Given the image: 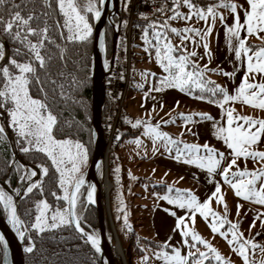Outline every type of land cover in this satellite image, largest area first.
Returning a JSON list of instances; mask_svg holds the SVG:
<instances>
[{
  "label": "snow or ice",
  "instance_id": "obj_1",
  "mask_svg": "<svg viewBox=\"0 0 264 264\" xmlns=\"http://www.w3.org/2000/svg\"><path fill=\"white\" fill-rule=\"evenodd\" d=\"M31 2L33 7L28 11L27 15H22L21 11H12V8L18 9L20 5L12 4L9 9L8 19L5 21L0 16V34L7 36L11 41L21 45V47L13 49V55L8 57V63H0V109L7 112V127L12 128L16 134V143L20 146V151L24 153L36 152L43 154L42 162L36 165V170L24 167L23 173L20 174L21 181H27L26 186L13 189V192H23L27 198L34 190H38L41 197L44 196V181L49 177L50 169H54L52 173V182L58 186L63 192V196H59L57 191H52L51 195L57 200L63 199L64 206L59 205L52 209L46 199L40 198L34 201L35 216L34 220L28 222L30 229L37 233L43 232L45 229H57L60 226H73L75 231L86 237L87 242L91 245L94 253L101 252L100 236L93 232H85L81 226V216L77 212L78 191L81 185L85 183L82 169L88 162V149L79 139H73L68 135H64L61 131L60 137L57 136L58 117L51 109L47 99L45 88L46 80H51L48 73V63L53 59L51 48L59 50V59H64L65 48L57 41V37L50 33L53 28L59 33V40L66 43L78 42L86 43L92 34L93 28L89 22V14L91 19L95 20L101 17V9L105 6V0H27ZM183 5L189 11L182 14L178 11L179 0H173L171 5V16H167L163 21L150 20L144 27L142 39L144 40L145 51L150 48L155 50L156 63L163 70V75L156 78L155 73H141V75H151L155 78V83L149 91H163L166 88H175L181 92L193 95V90L198 89L200 95L196 99L208 100L210 103L218 104L221 108V115H227L226 124L219 126L217 122H213L212 127L215 130L213 135L218 139H222L228 149L231 150L232 159L228 161L223 170H220L221 161L225 159L224 152H218L217 149L209 146L207 143L192 144L184 143L179 139H174L167 132L159 129V124H168L169 120L157 121L151 124V115L147 119L138 118L131 123L133 127L143 126V135L150 136L155 149L158 140L164 141L165 149H169L175 145L182 144V147H176V160L184 159L187 164L196 165L202 170H206L209 183H214L215 188L211 195L203 202L188 189H176L175 195L170 194L172 185H168L169 192L160 199L166 201L169 205L178 207L183 210V215H176L175 211H171L170 215L176 217L175 230H180L182 237V246H186L188 251L181 252L180 247H172L171 253L164 251V248L171 247L167 241L162 246H158V250L154 253L155 258L160 259L164 264H205L211 258V261L217 264H232L231 261L225 259L209 240L204 239L194 229L189 227L185 217L195 222V216L198 213L208 223L207 226L211 232L219 234L226 240V243L234 252L242 259L243 264H264V260L257 262L255 259L249 258V248L255 251L257 248L264 252V245H258L252 238H244L243 234L238 230V223L227 220V205L225 204V214L220 215L213 211L210 207V201L215 198L217 203H224V197L221 195V184L214 179L215 175H219L225 183L230 184L236 197L246 201H252L264 206V151L254 150L252 146L261 140L264 134V119L254 118L251 116L236 115L233 108L225 109V103L228 101H240L243 104L253 106L264 110V82H249V73H259L264 76V46H257L251 51L252 46L245 43L247 35L241 37L240 30L244 29L247 34L259 35L260 31H264V0H247L248 8L245 9L243 23L240 22L238 15H234L233 23L225 27V36L229 47H232V38H235L236 45L234 48L237 60H240L243 53L247 61V68L244 72L239 86L234 90V94L220 85H214L212 81L204 79V73L208 70L207 66H201L195 61H190L189 57L195 56V52L181 51L179 55H173L178 49H183V44L175 46L171 43L168 33L180 36L181 41L193 40L199 37L205 41L203 48L205 54H209V44L206 37L212 31V25H207L206 30L185 26L184 28L171 27L168 24L169 19H185L189 20L195 15L199 19L207 20L209 16L215 20L217 7L230 9L236 14L237 5L234 0H218L216 4H210L205 8L198 7L192 0H182ZM9 3V0H0V7ZM39 4L40 10L36 7ZM128 0H124V8L127 9ZM166 5H161L156 9L163 14ZM57 13L62 18V23L58 19L54 26L49 25V11ZM140 16H145L140 13ZM223 22V16L221 15ZM43 19V26L37 23L33 26V21ZM246 26V28H245ZM151 29V35L155 43L149 44L148 31ZM66 31V35H65ZM35 37V40L30 39ZM104 47L103 42L101 48ZM251 51V55L249 52ZM5 46L0 40V62L5 57ZM16 56L24 57L16 59ZM107 66V61H105ZM43 73L44 79L41 78ZM225 75H234V73H224ZM62 75V73H61ZM123 79V75L120 77ZM54 84L55 81H52ZM73 85L82 86L85 81H77L73 77ZM38 86L36 96L31 94V89ZM207 92L210 95H205ZM219 93L222 98H217ZM63 94V93H62ZM148 93H145L147 96ZM178 103V102H177ZM161 107L163 104L161 103ZM2 114V113H0ZM181 120L188 124L192 122V116H199L203 119H212L207 113H179ZM241 121L243 123H235ZM5 126H0V140H3ZM116 139H120L117 133ZM135 143L140 144L139 137L135 138ZM203 149L204 154H199ZM239 157H252L262 161L258 169L249 170L247 167L241 169L238 166L235 171H230L236 165V159ZM50 161V164L48 163ZM9 165H16L15 160H8ZM20 165H17L19 171ZM115 171L118 173L119 168ZM131 175V174H129ZM39 177L33 180L32 177ZM231 177H239L231 179ZM118 179V177H117ZM259 185L257 186V181ZM94 186H89L87 192V201H93ZM154 195H156L154 193ZM0 205H3L5 215L12 225L17 235L25 238L29 232V227H22L24 221L18 215V206L14 203L13 195L9 194L4 188H0ZM124 207L123 202L120 208ZM241 205L237 203L236 210L239 215ZM120 209H117L119 211ZM168 211V209H165ZM30 211V210H29ZM50 213V215H49ZM211 217V220H209ZM261 218L264 224V214L257 213L253 218L255 220ZM227 224V228L224 225ZM124 226L130 227L127 222V214L124 217ZM250 225L249 227H251ZM259 233H257L258 235ZM191 238L190 240L188 238ZM171 237H169V240ZM4 238L0 236V243ZM28 243L24 248L26 253H32L34 250L32 236H27ZM202 245L205 249L201 251L197 245ZM6 249V245H5ZM194 249V250H193ZM143 261L148 260L147 253L141 258Z\"/></svg>",
  "mask_w": 264,
  "mask_h": 264
},
{
  "label": "rangeland",
  "instance_id": "obj_2",
  "mask_svg": "<svg viewBox=\"0 0 264 264\" xmlns=\"http://www.w3.org/2000/svg\"><path fill=\"white\" fill-rule=\"evenodd\" d=\"M201 1L192 0L198 7L205 8L211 2H218V0H207L205 4ZM238 0H234L236 2ZM83 3V2H82ZM221 7H217V16L213 21L209 16L207 20L199 19L195 15L189 20L185 19H171L167 22L171 27L184 28L191 26L199 28L202 31L206 30L207 25H212L221 17ZM178 11L182 14H187L189 9L183 5L181 0ZM93 27V19H92ZM206 37L209 44V54H205L203 43L199 37L193 40L181 41L180 36L173 34L170 38L171 43L175 46L183 44V49H178L173 55H179L181 51L195 52V56L189 57L190 61H195L201 66L206 65L207 71L204 73V79L215 82L216 74L212 67V47H211V33ZM144 30L140 32L137 38V44L133 46L134 59L132 61V82L128 90V95L125 103V113L122 119L134 122L138 118L147 119L151 115L149 123L156 124L157 121L169 120L172 122L168 124L160 123L159 129L167 132L174 139H179L184 143L200 144L207 143L209 146L218 150V152L225 153V159L221 161L220 170L226 166L228 161L232 159L231 150L227 148L222 139H218L213 135L215 131L212 127L213 122H217L219 126L226 124V113L221 115V108L218 104L210 103L208 100L196 99L194 95H189L181 92L175 88H166L163 91H149L152 84L151 75H141V73H155L159 76L163 75V70L156 63L155 50L153 54H148L145 51L144 40L142 35ZM264 38V37H262ZM149 44L155 42L152 35H148ZM152 58V59H151ZM154 59V61H153ZM149 85V87H146ZM198 90V89H196ZM229 90V89H228ZM227 90V91H228ZM148 93L145 96V93ZM234 94V90L232 93ZM221 98V97H220ZM178 102V103H177ZM161 103L163 107H161ZM233 108L236 115L251 116L254 118L264 119V110L243 104L240 101H228L225 103V109ZM207 113L212 119H201L199 116H192V122L185 124L179 113ZM235 123H243L241 121H234ZM131 124V123H130ZM132 125V124H131ZM143 126L140 125V132L134 136H126L118 143L114 153L109 157L107 164V171L104 167L99 169V176L104 180L106 175L111 186L108 191V207L110 220L108 221V232L112 237V243L116 239L120 246V252L117 256L121 259V264H164L160 259L155 258L154 253L158 247L141 244L143 252L139 255L130 256L127 244V237L129 230H136V232L145 238L153 239L161 245L167 241L171 247L164 248V251L171 253L172 247H180L182 253H186L188 248L182 246V237L180 230H175L176 217L170 215L171 211H175L176 215H183V210L178 207L169 205L159 197L163 196L165 192H169L168 185H172L170 194L175 195L176 189L190 190L200 202H203L208 196L211 195L215 188L214 183H209L207 179L206 170L198 168L196 165L187 164L184 159L176 160L173 157L176 155L175 148L182 147V144L175 145L169 149H165L164 141L158 140L155 149L153 148V141L150 136H144ZM139 137L140 144L135 143V138ZM254 150L264 151V134L261 140L256 145L252 146ZM199 154H204L203 149ZM89 161L87 162L88 165ZM262 161L253 159L252 157L244 158L239 157L236 159V165L230 169L235 171L236 167L243 169L247 167L249 170L258 169ZM87 165L82 169L84 173ZM119 168V172L115 171ZM30 169V168H29ZM131 174V175H129ZM118 177V179H117ZM34 177H32L33 179ZM239 177H231L235 180ZM214 179L221 184V195L224 197V203H217L215 198L210 201V207L213 211L220 215L225 214V204L227 205V220L238 223V230L243 234L244 238H252L258 245H264V224L261 223V218L255 220L257 213L264 214V206L246 201L242 198L236 197L234 191L231 189L230 184L224 182L219 176L215 175ZM27 181H22L20 185H16L10 190L18 189L21 186H26ZM257 181V186L259 185ZM164 184V189L156 187V185ZM154 193L156 195H154ZM123 202L124 207L121 209L120 204ZM241 205L239 215H237L236 205ZM117 209H120L117 211ZM165 209H168L166 211ZM113 212V214H112ZM127 214V222L130 227L124 226V217ZM50 215V213H49ZM188 226L194 227L195 231L204 239L217 248L219 253L232 264H243L242 259L236 252L226 243V240L219 234H213L207 226V221L198 213L195 216V222L185 217ZM211 220V217H209ZM116 221V222H114ZM252 225L251 227H249ZM23 227V226H22ZM227 228V224L224 225ZM257 233H259L257 235ZM169 237L171 239L169 240ZM191 239L190 237L188 238ZM201 251H204L202 245H197ZM194 250V249H193ZM147 253L148 260L145 262L141 258ZM249 258L255 259L257 262L264 260V252L259 248L255 251L249 248ZM205 264H217L209 258Z\"/></svg>",
  "mask_w": 264,
  "mask_h": 264
},
{
  "label": "trees",
  "instance_id": "obj_3",
  "mask_svg": "<svg viewBox=\"0 0 264 264\" xmlns=\"http://www.w3.org/2000/svg\"><path fill=\"white\" fill-rule=\"evenodd\" d=\"M207 0L201 1L205 4ZM210 1V0H209ZM215 1V0H213ZM83 0H81V3ZM124 0H119L120 10L123 7ZM12 4H18V9L12 8V11H21L22 15H27L28 11L33 7L31 2L27 0H9V3L0 7V16H3L4 20L8 19L9 9ZM54 5V0H53ZM55 6V5H54ZM36 10L39 11V4H37ZM49 11L48 23L51 26L56 24L59 19L62 23V18L57 14ZM89 22L92 25V19L89 14ZM43 26V19L40 21H33V26ZM50 33L57 37L58 43L65 48L64 59H59V50L54 47L51 48L53 53V59L48 63V73L51 80H46L45 88L47 92V99L51 106L52 111L58 117L57 136L60 137L61 131L64 135H68L73 139H79L84 143L88 149V161L92 154V130H91V78H90V55L92 48V34L86 43H66L59 40V33L57 30L50 28ZM65 31V35H66ZM2 35V34H1ZM111 35L112 29L110 25L106 26L105 30V47L106 57L110 55L111 49ZM10 49L9 57L13 55V49L21 47L18 43L11 41L7 36L2 35ZM35 40V37H30ZM247 45L257 47L258 44H253L245 41ZM23 52L26 49L21 47ZM16 59H23L24 57L16 56ZM8 63V61H7ZM6 63V64H7ZM62 73V75H61ZM73 77L77 81H85V83L76 87L73 85ZM41 78L44 79L43 73ZM52 81H55L53 84ZM214 86V85H211ZM147 87V86H145ZM38 86H34L31 89V94L36 96ZM63 93V94H62ZM205 95H210L205 92ZM194 95H200L199 90L194 91ZM221 95L217 93V98ZM7 114V112H6ZM119 127L121 130V140L126 136H134L139 133L140 125L133 127L130 123L121 118ZM12 130V128H11ZM15 138V144L18 152L22 158L36 166L42 162L43 154L36 153L34 151L24 153L20 151V146L16 143V134L12 130ZM8 160H13V152L8 142L6 135L4 134L3 140H0V180H5L6 184L10 188H14L16 185L22 183L20 174L24 171V166L18 162L16 165H9ZM50 164V161L48 162ZM17 165H20L19 171ZM54 169H50L49 177L44 181V196L41 197L38 190H34L29 194L27 198L24 196L19 202V213L22 220L25 222V227H29V232L23 238V242L27 243V236L31 235L34 245L32 253L25 252V264H101L100 254L94 253L91 245L87 240L79 233L75 231L74 226H60L57 229H45L43 232L37 233L35 230L30 229L29 221L34 220L35 208L34 201L36 199H46L52 209H55L57 205L61 208L64 206L63 199L57 200L51 195L52 191H57L59 196H63V192L58 189V186L52 182V173ZM164 184L156 185V187L164 189ZM0 188L1 185H0ZM85 186H82L78 191V205L77 212L81 216V226L84 227L87 232H95L97 234V216L96 209L93 205L86 202L84 198ZM30 210V211H29ZM0 214H3L2 205H0ZM113 214V212H112ZM116 222V221H114ZM127 244L130 256L139 255L143 252L141 244L151 246H162L160 243L153 239L140 236L136 230H129L127 237ZM0 259H1V246H0ZM121 264V259L118 258Z\"/></svg>",
  "mask_w": 264,
  "mask_h": 264
},
{
  "label": "water",
  "instance_id": "obj_4",
  "mask_svg": "<svg viewBox=\"0 0 264 264\" xmlns=\"http://www.w3.org/2000/svg\"><path fill=\"white\" fill-rule=\"evenodd\" d=\"M119 13V0H105V6L101 9V17L93 20L92 31V48L90 55V78H91V130H92V154L89 163L83 173L85 183L82 186H87L92 183L94 185L93 201L88 202L86 198V190L84 198L87 203L93 205L96 209L97 216V234L100 236V262L101 264H120L118 262L116 253L114 252L116 239L112 243V237L108 232V221L110 220L109 207L106 201L105 188L102 184V179L99 176V169L104 162V147L105 141L102 130V113L104 106V78L108 73L109 64L114 55L115 40H116V27L115 19ZM110 25L112 29L111 35V49L109 58L106 59L105 47V30L106 26ZM6 54L3 61L0 63L6 64L8 61L10 49L6 39L0 34ZM103 42L104 47L101 48ZM108 60V61H107ZM107 61V66L105 65ZM0 126H5V135L8 139L10 147L13 152V160L20 162L24 167L36 170V166L26 162L15 144L14 134L10 127H7V114L3 109H0ZM39 177H34L33 180ZM27 183V182H26ZM25 183V185H26ZM0 185L9 194L13 195L14 203L18 206L19 202L24 196L23 192H13L6 184L5 180H0ZM21 217V216H20ZM22 219V218H21ZM74 226V225H73ZM23 227H25L23 225ZM87 232V231H85ZM0 236L4 238L1 246V259L0 264H25V251L26 244L23 238L17 235L9 223L3 208V214H0ZM86 239V237H84ZM6 245V249H5Z\"/></svg>",
  "mask_w": 264,
  "mask_h": 264
},
{
  "label": "built area",
  "instance_id": "obj_5",
  "mask_svg": "<svg viewBox=\"0 0 264 264\" xmlns=\"http://www.w3.org/2000/svg\"><path fill=\"white\" fill-rule=\"evenodd\" d=\"M172 3L173 0H128L127 9L124 8V3L122 9L119 8L117 19H115L114 55L104 78L102 130L105 141L103 163L105 171H107L109 157L114 153L120 141L116 139L117 133L121 138L119 123L125 112L128 90L132 82L133 46L137 44V38L144 30L143 26L150 20L163 21L165 17L171 16ZM161 5L167 6L163 14L156 11ZM141 12L145 16H140ZM121 75L123 79L120 78Z\"/></svg>",
  "mask_w": 264,
  "mask_h": 264
},
{
  "label": "crops",
  "instance_id": "obj_6",
  "mask_svg": "<svg viewBox=\"0 0 264 264\" xmlns=\"http://www.w3.org/2000/svg\"><path fill=\"white\" fill-rule=\"evenodd\" d=\"M216 3L217 2H211V4H216ZM235 3L237 5H242V7L237 8L236 14H233L228 8L221 7L222 9L220 10V13L223 16V22L221 21V18L218 21H216L214 23V28L211 33V41H212L211 61H212L213 70L216 74V78L214 80L215 82H213L212 85H220L222 88L226 90L229 89L228 93H232L233 90H235L239 86L242 78H244V72L247 68V61L244 58L243 53L241 55L240 60L236 59L235 51H234L236 45L235 38L234 37L232 38V47L230 48L227 42L228 38H226L225 36V27L230 26L233 23L234 15H238L240 18V22L243 23L245 9L248 8L247 0H238ZM216 13H218L217 10ZM240 34L242 38L245 35H247L246 41L253 44H258V46H264V38H262L264 37V31H260L259 35L257 36L255 34H247L244 29H241ZM172 35L173 34L171 32L168 33L169 37H171ZM255 49L256 47H252L251 51H254ZM251 51L249 52V55H251ZM153 53H154L153 48H150L148 54L150 55ZM224 73H234V75H225ZM155 77L158 78L160 76L155 74ZM248 80L249 82L252 81H255L257 83L264 82V76H262L259 73H249ZM154 83H155V78L152 77V84L150 86L152 87ZM146 86L149 87V85Z\"/></svg>",
  "mask_w": 264,
  "mask_h": 264
},
{
  "label": "bare ground",
  "instance_id": "obj_7",
  "mask_svg": "<svg viewBox=\"0 0 264 264\" xmlns=\"http://www.w3.org/2000/svg\"><path fill=\"white\" fill-rule=\"evenodd\" d=\"M102 184L104 185V188H105V195L108 194V191H109V188L111 186V183L108 181V179H104ZM89 186H94L92 183H90L88 186H87V189H86V198H87V192H88V188ZM94 193V192H93ZM120 252V246L119 244L116 242L115 243V249H114V252L116 253V256L119 255V253L117 254V252ZM119 262V261H118Z\"/></svg>",
  "mask_w": 264,
  "mask_h": 264
}]
</instances>
